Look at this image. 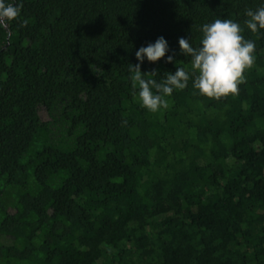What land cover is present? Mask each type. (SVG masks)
<instances>
[{"label":"trees","instance_id":"1","mask_svg":"<svg viewBox=\"0 0 264 264\" xmlns=\"http://www.w3.org/2000/svg\"><path fill=\"white\" fill-rule=\"evenodd\" d=\"M20 3L0 28V264H264V30L245 26L264 0ZM215 19L256 46L238 94L190 80L141 107L136 51L166 38L174 61L141 64L159 82Z\"/></svg>","mask_w":264,"mask_h":264},{"label":"clouds","instance_id":"2","mask_svg":"<svg viewBox=\"0 0 264 264\" xmlns=\"http://www.w3.org/2000/svg\"><path fill=\"white\" fill-rule=\"evenodd\" d=\"M20 0H0V28H6L8 23L16 20L21 13ZM246 28L252 33L264 30V6L245 12ZM27 25V21L23 22ZM202 38L200 46L193 47L190 39L179 38V50L191 58V67L186 69L178 66L175 72L167 75L159 82L156 79H146L141 71L145 59L158 62L166 58L173 62L174 55L170 52L168 41L164 36L158 37L154 43L141 46L135 53L139 63L130 66L132 88L138 90V103L149 112L156 113L169 107L166 97L174 91L184 90L189 81L199 95L220 99L229 95H237L239 85L245 82L244 72L255 62V43L242 35L244 28L232 19H215L201 26ZM152 72V75H156Z\"/></svg>","mask_w":264,"mask_h":264},{"label":"rangeland","instance_id":"3","mask_svg":"<svg viewBox=\"0 0 264 264\" xmlns=\"http://www.w3.org/2000/svg\"><path fill=\"white\" fill-rule=\"evenodd\" d=\"M42 116H43V118L46 119V120L49 118L47 112H45V111L42 112Z\"/></svg>","mask_w":264,"mask_h":264}]
</instances>
